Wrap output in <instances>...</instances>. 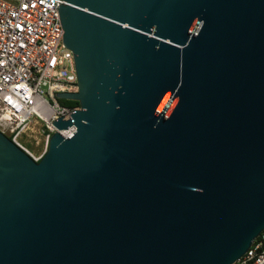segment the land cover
<instances>
[{"label":"water","instance_id":"95a60500","mask_svg":"<svg viewBox=\"0 0 264 264\" xmlns=\"http://www.w3.org/2000/svg\"><path fill=\"white\" fill-rule=\"evenodd\" d=\"M60 1L79 109L37 163L0 133V264H235L264 231V0Z\"/></svg>","mask_w":264,"mask_h":264},{"label":"built area","instance_id":"2783aa9c","mask_svg":"<svg viewBox=\"0 0 264 264\" xmlns=\"http://www.w3.org/2000/svg\"><path fill=\"white\" fill-rule=\"evenodd\" d=\"M61 4L0 0V133L36 163L48 150L52 122L79 109L55 97L78 92L73 53L62 42ZM39 123L45 130L31 129ZM235 264H264V231Z\"/></svg>","mask_w":264,"mask_h":264},{"label":"trees","instance_id":"16d2710c","mask_svg":"<svg viewBox=\"0 0 264 264\" xmlns=\"http://www.w3.org/2000/svg\"><path fill=\"white\" fill-rule=\"evenodd\" d=\"M59 102H60V105L65 106V107H69V108H74V107L79 106L77 101L59 100Z\"/></svg>","mask_w":264,"mask_h":264},{"label":"rangeland","instance_id":"374dc122","mask_svg":"<svg viewBox=\"0 0 264 264\" xmlns=\"http://www.w3.org/2000/svg\"><path fill=\"white\" fill-rule=\"evenodd\" d=\"M31 129L32 130H45V128L42 125H40V123L36 125H31ZM33 150L36 153H40L42 151V149L39 147H34Z\"/></svg>","mask_w":264,"mask_h":264},{"label":"bare ground","instance_id":"6f19581e","mask_svg":"<svg viewBox=\"0 0 264 264\" xmlns=\"http://www.w3.org/2000/svg\"><path fill=\"white\" fill-rule=\"evenodd\" d=\"M72 131H73V129H68L67 131H63V132H61V134L63 135V136H70V134L72 133Z\"/></svg>","mask_w":264,"mask_h":264}]
</instances>
